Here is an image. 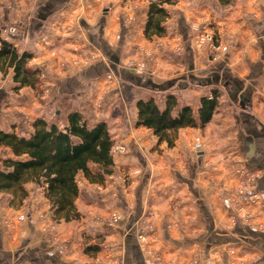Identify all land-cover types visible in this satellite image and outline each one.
Returning <instances> with one entry per match:
<instances>
[{
	"label": "rangeland",
	"instance_id": "rangeland-1",
	"mask_svg": "<svg viewBox=\"0 0 264 264\" xmlns=\"http://www.w3.org/2000/svg\"><path fill=\"white\" fill-rule=\"evenodd\" d=\"M44 1L0 0V15L4 11L11 19L3 22L0 16V37L20 53L30 52L32 57L27 65L38 70L35 86L15 82L13 67L0 70V88L7 92L0 101V128H10V122L16 121L24 125L23 130L6 131L28 135L33 131V121L39 117L63 128L70 112L84 110L89 126L102 120L107 122L114 139V165L103 179H90L83 171L77 174L79 195L74 202L75 215L68 220L55 213L44 183L27 181L24 188L28 194L23 199L14 191H0V237L7 240L9 250L22 243L25 246L24 239L30 237L36 244L45 241L50 251L73 264H124L125 237L132 233L133 242L144 252L146 264H264V247L259 244L264 236L252 235L246 228L264 232V190L258 186L261 171L246 165L247 156L240 148L233 118L234 105L226 91L220 90L219 106L212 119L205 126L180 128L171 146L165 140L159 142L151 128L138 124L140 97L150 98L155 93L156 100L162 101L176 89H163L166 81L181 75L185 76L183 83L187 89H182L183 100L191 103L198 116L200 95L207 93L211 97L217 88L203 79H189V73L204 76L220 62H238L248 41L258 40L256 33L246 35L226 21L237 5L246 0L165 2L163 7L169 13L166 11L161 22L164 30L151 35L145 32L151 0H99L96 14L100 15L98 10L108 6L115 17V29H119L120 19L128 28L125 43L113 45L120 60L110 61L102 49L83 43L84 39L75 31L72 39L76 42H71V29L57 30L61 35L57 41L47 34L39 35L29 45L34 52L28 44L9 41L8 38L23 32L18 22L34 14ZM254 1L256 5L264 4V0ZM181 12L186 13L191 24L187 39L173 30ZM81 14L82 9L76 18ZM250 15L254 13L251 11ZM260 15L264 16V12ZM187 47L191 48L193 59ZM194 58L196 66L190 68ZM97 65L101 73L93 74ZM67 80L74 87L70 94L58 88L60 82ZM122 83L133 87V99L129 102L123 97ZM256 109L264 116V99L258 101ZM138 151L147 165H143ZM202 155L196 183L209 199L208 213L201 211L196 196L176 175L178 170L189 176L191 163L199 161ZM14 157L10 147L0 146V170H7L4 160ZM91 167L95 171L102 169L96 163ZM141 183L139 198L136 192ZM206 215L215 217L217 224L212 231L219 237L207 248L206 239L200 240L209 235ZM237 223L245 231L231 234ZM167 230L171 236L166 234ZM230 237L236 241H230ZM22 253L20 250L12 254L14 257L4 253V262H21Z\"/></svg>",
	"mask_w": 264,
	"mask_h": 264
},
{
	"label": "crops",
	"instance_id": "crops-1",
	"mask_svg": "<svg viewBox=\"0 0 264 264\" xmlns=\"http://www.w3.org/2000/svg\"><path fill=\"white\" fill-rule=\"evenodd\" d=\"M76 1H79V3L75 4ZM98 3L99 0H45L38 6V9L34 14H31L29 17H27L26 20H20L18 22L21 24L23 32L13 35L14 38H8V40L13 43L17 42V44H22V46H27V44L29 46L34 41H36V38L39 35L47 34L46 36H48L52 40L57 41V38L61 37V35L59 36L57 30L71 29L70 38L68 37L69 39L73 38L74 35H72V33H74L75 31L78 35H81L80 38L84 39V41H82L83 43L88 42V44H90L92 47H98L100 51L102 49V53L106 55L107 61H110V59L112 58L115 60H120V56L119 54L117 55V51L113 48V45L115 43H125L128 28L126 27L124 20L120 19V22L118 24L119 29H115V17L112 14L111 8L108 6L101 7V9L98 10L101 14H96V6L98 5ZM80 9L84 10V14H81L80 16H78V18H76L77 13L80 11ZM251 11L254 13V15H250ZM8 12L9 9H7V13ZM263 12L264 4L256 5L254 0H246L245 2H240V4L237 5L235 11L232 13V16L226 19V21L229 20L230 22H232V27L234 29L238 31L243 30L246 35L248 34L249 36H251L252 33H256V35L258 36V40L251 39L248 41L247 49L238 62L231 61V63H229L227 61H223L216 65L213 72L211 71L204 76H199L196 73L190 72L188 77L189 79L190 77H192L194 80L198 81L200 79H203V81L208 83V85L209 83L214 84L213 88H217L221 91L225 90L230 97L232 104L234 105L235 113H233V118L235 124L238 127V140H241L240 148L247 156L246 165L254 170L261 171L258 186L262 190H264V116L260 113V115L257 113L258 110L256 109V104L258 103V101H260V99H264V16L260 15V13ZM0 16L3 22L11 20L9 17V13L8 15H5L4 11L1 12ZM188 20L189 18L186 13L181 12L177 17L176 23L173 25V30L185 39H187L191 33V24ZM62 40L60 41V43H63ZM70 41L76 42L73 39ZM250 45L253 46V49L252 46L250 47ZM67 46H69V44ZM256 46L259 49V54L261 52V57L259 54H257ZM29 48H32L33 52L35 51L33 50V47L29 46ZM187 49L191 50L190 47H187ZM190 50L188 54L191 55ZM191 56L193 59V53ZM195 63L196 62L194 58V60L190 63V68H194L196 66ZM96 67L97 68L94 69L95 73L93 74L101 73L98 65ZM100 67L103 66L100 65ZM104 68L105 67H103V69ZM128 77L129 79L133 80V76L129 75ZM184 80H186L184 75L176 76L172 79L167 80L163 89H170L174 86L176 89L175 91H170V93H168L162 101H159L160 103L156 100L155 93H151L150 98H154L158 106L161 109H164L166 106L168 95H174L177 100V105L173 110V114L177 115V113L183 106H192L191 103L184 102L183 100L184 95L182 89L187 90L186 86H184L183 83ZM147 83L151 84V81H147ZM121 85L123 97L126 101H131L133 99L134 92L132 85L125 83H122ZM151 85L155 87V84H153V82ZM59 87H61L62 91L64 90L66 93L68 92L70 94L71 92H74V87L71 85V82L69 80L62 82V84L60 82L58 84V88ZM0 92H2V95H0L1 101V99L5 96V94H7V92L4 91V88H0ZM59 92L61 91L59 90ZM204 96L210 97V95H208L207 93H203L202 95H200V104L201 99ZM177 98H180L179 101ZM140 99L149 98L142 96L140 97ZM261 103H263V101ZM81 112L82 115H84V110H81ZM83 118L84 120H86L85 115L83 116ZM196 118L197 120L199 119L198 116H196ZM15 123L16 121H11L10 124L8 123L10 128H1H3V130H23V124L16 123V128V125H14ZM11 127L13 129H11ZM199 154H201V152ZM137 155L138 157H141L143 165H147L146 158L143 157L142 152L138 151ZM203 157L204 155H202L201 157L199 156V161L191 163V171L189 176L182 174L178 170H176V175L179 181L186 185V187L192 192V194L196 196V201L198 202L201 211L203 210V213H208L210 212V208L208 207L209 199L206 196V192H204L200 185L196 183V173ZM141 186H143V183L140 184V188L136 192L139 198L142 196V190L140 192ZM136 209L137 212L141 210L140 203H138ZM205 217L206 222L208 221L207 225L209 229V235H204V237L200 238V240L206 239L205 247L207 248L213 246L214 242L216 240H219V237L218 234L216 235L212 231V229L217 224L215 217L211 215H206ZM130 225L132 226V223ZM246 228L249 229L252 235L259 234L262 237L264 236V232L251 230L252 228L250 227ZM221 231L222 230H219L220 233ZM243 231H245V229H243L242 226L237 223L230 231V233L242 234ZM166 232L168 236H171V231L167 230ZM24 240L27 241V244H25L24 246V244L22 243L19 247L15 248V250L13 249V251L9 250L10 247H8L9 243L7 242V240L0 237V264H7L6 262H4V258H6L5 256L8 255V257H14L11 255L17 253L20 250H23L22 256H20L21 262H14L12 264H73L69 261H63L62 259H60L58 254L50 251L49 246H47V243L43 240L38 244L32 242V239H30V237ZM230 241L235 242V237H230ZM256 242L259 243L260 241L257 240ZM124 243L126 248L124 264H146L144 252L138 243L133 242L132 233L126 234ZM176 243L178 242L176 241ZM259 244L264 247V240ZM4 253L7 254L4 256Z\"/></svg>",
	"mask_w": 264,
	"mask_h": 264
},
{
	"label": "trees",
	"instance_id": "trees-1",
	"mask_svg": "<svg viewBox=\"0 0 264 264\" xmlns=\"http://www.w3.org/2000/svg\"><path fill=\"white\" fill-rule=\"evenodd\" d=\"M170 1L151 0L146 34L164 30L161 22L167 12L163 4ZM0 42V70L13 67L15 82L22 86H35L38 70L27 65L32 54L27 51L20 53L1 37ZM220 96V90L214 89L211 97H202L197 110L198 120L190 105L183 106L177 115L173 114L177 105L174 95H168L164 109L158 106L154 98L139 99L138 124L151 128L159 142L165 140L171 146L180 128L205 126L212 119ZM113 145L114 139L107 122L102 120L89 126L79 111L68 114V123L63 128L41 117L33 121V131L28 135L20 136L15 131L0 128V146L10 147L15 154L14 158L4 160L7 170H0V191H14L23 199L28 194L24 188L27 181L44 183L46 196L57 216L71 219L75 215L74 202L79 195L77 174L83 171L90 179H103L106 173H111L114 165ZM93 163L101 165L102 169L95 171L91 167Z\"/></svg>",
	"mask_w": 264,
	"mask_h": 264
}]
</instances>
